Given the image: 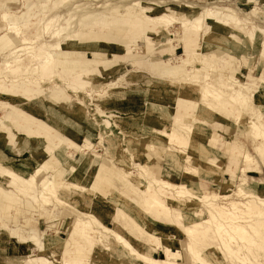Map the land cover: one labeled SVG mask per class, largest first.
Returning a JSON list of instances; mask_svg holds the SVG:
<instances>
[{"label":"rangeland","instance_id":"374dc122","mask_svg":"<svg viewBox=\"0 0 264 264\" xmlns=\"http://www.w3.org/2000/svg\"><path fill=\"white\" fill-rule=\"evenodd\" d=\"M111 1L0 0V126H4V115L12 116L13 124L14 115H18L14 110L16 107L30 116L32 120L28 125L34 129V132H29L10 128L9 131L16 133L18 140L0 142L3 152L0 163L18 168L16 180L10 181L6 174H0V187L4 189L2 193L0 191V264H62L74 250L79 261L89 264L96 252L103 251L95 240L85 241L82 238L84 235L71 236L75 226L86 224L99 232L100 225L91 221L75 205L83 207L82 198L76 197L73 201V192L70 194L65 188L68 183L61 177L75 179L70 173L73 163L68 156L80 159L87 151H92L99 157V162L106 160V170L102 172L108 171L110 184L116 187L109 186L107 189L118 198L115 206L118 219L107 216L106 208L91 210L100 215L102 223L111 229L116 228V223L123 225L128 237L138 238L145 251L159 259L167 258L162 250L167 245L174 251H182L197 263L186 245L180 243L185 241V244L193 243L195 246L194 240L182 227L183 224L192 225L180 219L182 210L172 209V221L151 213L146 218L137 216L146 228L158 229L159 234L152 244L149 238L139 234L141 228H136L122 216L126 201L121 193L133 195L125 190L121 178L130 180L138 175L143 178L145 186L158 189L160 185H154L151 179L154 174L171 182L200 188L209 195L216 194V202L226 206L231 201L248 200L236 190L243 180L252 189L264 194V155L261 153H264V140L251 134L248 122L264 123V0ZM105 3L115 8L117 4L142 6L143 14L117 11L118 14L109 16V13L100 11ZM84 6L90 10L97 9L90 18L91 22L87 20L86 24L78 19ZM230 11L234 13L225 14ZM108 20L117 25L114 30L119 33L120 40L128 42L126 50H112L108 48L109 43L93 47L94 43L90 40L94 37L81 35L87 31H110ZM147 23L154 27L145 30L143 24ZM69 26L75 34L63 42L65 62L69 63L64 65L67 70L62 67L57 69L50 52L60 50L58 40L64 30H70ZM186 40L196 44L186 50ZM113 42L119 44L118 40ZM195 51L202 63L199 71H195L194 65L188 66L178 60V56L191 57ZM55 55L64 60L62 54L57 52ZM107 60L111 61L108 65L104 64ZM154 62L167 64L161 71L164 77L152 72ZM111 66H119L114 74L102 71ZM187 73L192 75L187 82L220 91L223 95L224 98L219 101L209 97L215 104L211 116L206 113V102L197 94L190 99L180 96V85L185 84L179 81L180 75ZM10 83H28L41 89L30 96H22L3 89L4 85L10 87ZM238 92L249 97V101H238L239 105L250 107L246 114L248 120L244 115L236 120L238 110L229 99L237 97ZM52 93H56L58 99ZM220 113L222 116L216 119L215 115ZM193 114L196 115V123L203 124L202 128L211 138H198L200 161L225 164L227 171L217 181L193 170L187 172L186 161L184 163L179 148L153 131L181 123L193 125ZM104 119L110 124H104ZM110 131L113 137L108 136ZM53 135L65 138V154H59V148H54ZM110 137L115 145H112ZM151 144L157 146L155 151L150 149ZM167 146L172 151L167 152ZM245 150L253 157L250 167L240 160ZM24 158L30 159L31 165H22ZM87 160L88 157L83 161ZM62 165L68 166V171L58 175ZM140 165H147L149 172H144ZM187 165L190 166V163ZM241 166L244 171H241ZM39 168L45 171L50 183H44L40 178ZM101 170L100 164L94 165L88 172L84 169L78 175L76 185L92 187V180L102 173ZM169 194L175 196L172 190ZM195 200L201 205L199 214L208 218L209 206ZM131 211L136 213L137 209L133 207ZM128 219L134 223L131 218ZM257 225L261 232L260 241L264 244L262 219H257ZM47 238L53 242L55 253L51 249L38 250L47 244ZM40 240H43L42 245L38 244ZM212 242V247L219 245L217 239ZM114 243L118 249L114 264H134L123 245L117 239ZM230 245L237 249V243L230 241ZM207 246L211 247L206 244L197 248L205 250ZM217 252L218 259L206 253L208 263L239 264L227 252ZM244 253L242 257L246 259L247 256L249 264H264V252L258 245L251 250L246 249ZM115 254L109 251L107 259Z\"/></svg>","mask_w":264,"mask_h":264},{"label":"bare ground","instance_id":"6f19581e","mask_svg":"<svg viewBox=\"0 0 264 264\" xmlns=\"http://www.w3.org/2000/svg\"><path fill=\"white\" fill-rule=\"evenodd\" d=\"M101 8L102 9L100 11L101 12L105 11V12L109 13V16H111L114 13L118 14V12L119 13L123 12L124 14H133V13L139 14L143 11L142 6L125 5V4H122V5L117 4V7L115 8L114 5L105 3L104 5L102 4ZM203 9H204V7H203ZM96 10L97 9L90 10L89 8L84 6L81 10V16L78 19H80L82 22H84V24H86L87 20H90L88 22H91L90 18ZM230 13L232 14L234 12L230 11V12H226L225 14L230 15ZM142 14H143V12H142ZM194 19H196V18H194ZM106 22L109 25H111L110 26L111 29L108 32H101L100 33V32H94V31H87L84 34H81V33L80 34L83 36H86V38L87 37H94L92 40H90L91 43H94V45H95V46L92 45L93 47H100L101 44L107 45L109 43L110 46H108V48H111L112 50H119V51L120 50L121 51L126 50V48L128 47V42L125 40H120L119 33L118 32L116 33L114 30V28L117 26L115 24V22H111L109 20ZM73 23H75V22H73ZM69 25H71V24H69ZM72 26H69L70 30H67V31L64 30L62 32V38H60L58 40L59 46L61 47L60 50L59 51L54 50V51L50 52L52 58L55 60L54 67L57 69L58 68L60 69L62 67L63 70H67L66 68H64L65 67L64 65H67L69 62H65L66 59L64 58L65 52L63 51V42L66 38H71L73 35H75V34H73V30L71 28ZM143 26H144L145 30L154 27L150 23L143 24ZM75 31L76 30L74 29V32ZM181 36H182V34H181ZM99 39H101V40H99ZM102 39H104L105 42ZM114 40H118L119 44L114 43L113 42ZM102 42H104V43H102ZM121 43H123V44H121ZM195 44L196 43H194V42H192V43L188 42V40L184 41V47L186 50L193 48L192 45H195ZM57 52L63 55L64 60H60L59 57H56L55 53L57 54ZM96 55H99V53L98 54L96 53ZM178 60L182 61L186 65L188 64V66L194 65L195 71H199L200 68L202 67L201 61H199V59L196 56V51L194 52V54L191 57L190 56L184 57V56L180 55V56H178ZM110 62L111 61L107 60V61H104V64L108 65ZM167 62H168V60H167ZM166 65L167 64H161V63L154 62L151 65L152 72H154V73L156 72L159 76L164 77L161 75L162 74L161 71L163 69L162 67L166 66ZM118 68H119V66H113V67L111 66V67H109L108 70L103 69L102 71L114 74L118 70ZM53 70H54V68H53ZM84 70L85 69H81V71H84ZM97 73H98V71H97ZM191 77H192V75L189 73L180 75L179 81L182 83H185L183 85L182 84L180 85V96L187 98V99H190L197 94L201 99H203L206 102V104H207V106H205L206 113L211 116L212 113L214 112L215 104H213L209 100V97L213 98L214 100L219 101V100H222L224 98L223 95L220 93V91H217V90L215 91V90L208 88V87L194 86L191 82H187L191 79ZM10 84H12L10 87L4 85L3 89H5V91H9V92H12L15 94H20L22 96H30L34 92L41 89V87L38 85H30L28 83H19V84L10 83ZM52 95L58 99V96L56 93H52ZM237 97L231 96L229 99L233 102V104H235L234 106L238 110L236 120L239 121L243 115H244L245 120H248L246 114H248L247 109H249L250 107L239 105L238 101H240L241 99L244 101H249V97L248 96L246 97L243 95L241 96V93H239V92H238ZM4 100H6V99H4ZM14 110L17 111L18 115H14L16 119L13 122V124L11 123L12 116L7 117L4 115V117H3L4 118L3 119L4 126L3 127L0 126V142L1 141L4 142L7 140H10V142L18 140L17 138H19V137L16 135V133H14V132L11 133L9 131V129L13 128V127L18 128V129H25L29 132H34V129L32 128V126L28 125L32 120L30 118V116L25 115L24 111H22L19 108L15 107ZM23 114L25 116H23ZM90 114H89V116H90ZM220 116H222L221 113L218 115H215L216 119H218ZM54 119H55V117H54ZM191 120L195 123L193 125H190V126L185 124V123H181V124H178L177 126L174 125V126H170V127L156 128L153 131L159 137L163 138L164 140L166 139L165 141L172 142L173 144H175L179 148V151L181 153H183L182 156H183L184 163L186 161V164H184V165H185L187 172H190L193 170V172H198L201 175L211 177L212 180L217 181L220 179V176L223 175L227 171L225 168V164L219 165V164H217L215 162H211V161H200V159L198 157V153L200 151L198 138L199 139L208 138L209 140L211 138L206 133L205 129L202 128L203 124L199 125V124H201L200 122H199V124L196 123L198 121L196 120L195 114H193L191 116ZM104 122L106 124L109 123V121L107 119H104L103 123ZM116 122L119 126H121L117 119H116ZM248 122H249V125L251 127V134L253 133V136L256 139L264 140V128H263L264 123L263 122L259 123V122L254 121V120H248ZM42 123L43 122H40V124H42ZM8 133H9V135H8ZM110 133H111V131H110ZM108 136L113 137L114 134L111 133V134H108ZM74 137H77V136H74ZM52 140L54 142L53 143L54 148H59V154H61V153L65 154V151H64V148L66 146L65 138L61 137L60 135H57V136L53 135ZM113 141L114 140L111 138L112 145H115V143ZM170 145H171V143H170ZM111 149L113 152L114 147ZM150 149L155 151L157 149V146L151 144ZM126 150H127V148H126ZM128 150H129V148H128ZM170 151H172V148L167 146V152H170ZM134 152H136V150ZM261 153L264 155V153L262 151H261ZM112 155H115V154L113 153ZM73 156H74V154H73ZM2 157H3V152L0 149V162H1ZM86 157H88V160L84 162L83 160ZM135 157H136V155H135ZM68 158L71 161L70 163H73L72 168L70 169V173H71V176H73L75 179L71 180L70 178L61 177V178H64L65 181L68 183V185H65V188L70 191V194L73 192V198H72L73 201L76 197L82 198L83 207L80 204H75V205L80 210H83L85 212L84 214H86L88 217H90L91 221H94L100 225L99 226V228H100L99 232H95V229H91L86 224H84L83 226H75V228L72 230L73 233L71 236H75V237L81 236L82 237V235H84L82 238H84L85 241L95 240L96 244H98V248H99V246H101V249L103 251L99 250L98 252H96L94 254V257H92L89 264H108L111 261H112V264H114V262L116 261V256H118L117 255L118 249L116 247V244L114 243V240H116V239L123 245L126 252H128V254L127 253L126 254L129 255V259L130 258L133 259L134 264H210L206 260V253L209 252V253H211V255L213 257L218 259L219 254H217L218 253L217 251H219V250L227 252L229 254V256H231L239 264H249L248 262L250 261V259L247 256H246V259L244 257H242V255L245 254L244 251L246 249L251 250L255 245H258L260 250L262 252H264V244L261 243V241H260L261 232H260V229L258 228V225H257V219H262V221L264 222V194H261V193H259V191L252 189L244 180L242 181V183H240L238 185V189H236V190H238L239 195H242L244 198H247L248 200H246L245 202H243V201H231L230 204L228 206H226V205H221L218 202H216V199L218 198V195H216V194L209 195V194L202 192V190H200V188L190 186L186 183L171 182L167 179H164V178L159 177V176L154 175V174H152L151 179H152V182L154 185H156V186L160 185V187L158 189H153V187L151 185L149 187L145 186L143 184V178L142 179L139 178L138 175L130 178V180H127L125 178H121L124 180L123 185L125 186L124 187L125 190L128 191L130 194H132L135 197L134 198L133 196L124 195L121 193L123 199L127 202V203L125 202L123 204L124 209L122 210V212H123L122 216H125L127 221L132 223V225H134L136 228H138V227L141 228L139 234L146 237V238H149V241L152 242V244H154L153 240H155L159 234L158 229L156 228V229L151 230V229L146 228V226L143 225L138 220L137 216H140L142 218V215H143L144 218H146V217H149V214L151 213L156 217H160L162 215L163 217H166L167 219H170L172 221L173 220V218L171 217L172 209H174V211L175 210H182L183 213H182V215L179 216L180 219L183 220L186 224L192 225V226H187V225L183 224L182 227H183L184 232L187 234V236H189L192 240H194V242L196 243L195 246L193 243L192 244L191 243L185 244V241H182V242L180 241V243L182 244V246L186 245V248L193 255V258L197 261V263L192 262V260L189 259L188 256H186V254H184L182 251H179V250L174 251L173 249L170 248V246H167V245L163 246V249H162L167 258L159 259V258L153 257L151 254L147 253L145 251L144 245L141 244V242L139 241L138 238L133 237V236L128 237V235L125 233L126 228L123 225H120V224L116 223V221H115V223H116L115 227L116 228L111 229L106 224L102 223V219H101L100 215H98L95 212V211H97V209H105L106 208V215L107 216H111V218H117L118 219V217H117L118 211L115 210V206H117V199L118 198L113 197V192L107 189L109 186H111L115 189H116V187L112 186L110 184L108 171L102 172V171L106 170V167H105V165L107 164L106 160H104V162L102 161V163L99 162V157H97L95 154H93L92 151H87V153L83 154L80 157V159L71 158L70 156H68ZM105 159H107V158H105ZM135 159H134V163H135ZM112 160H115V159H112ZM240 160L245 162V164L247 163V167H250L249 165L252 164V162H254L253 157L250 155V153L247 150H245V153L243 154V156L241 157ZM30 162H31L30 159L24 158L22 165H31ZM249 162H250V164H249ZM116 163L119 164L118 161ZM188 163H190V166L187 165ZM99 164L101 165V168L103 170H101L102 173L97 174L94 177V179L92 180V187L87 188L84 185H83V187L76 185V183L79 182V181L77 182L76 179H78L77 178L78 175L80 173H82V171L84 169H86V171L88 172V170L90 168H92L94 165H99ZM67 167L68 166H66V165L60 166L59 167L60 169L58 170V175L67 172L68 171ZM140 167L144 172H146V173L149 172L147 165H140ZM240 168H241V171H244V168H242V166ZM17 171H18V168L0 163V174H3V175L6 174L7 175L6 178L10 181L17 179L16 178L17 173H18ZM38 172H39L40 178L43 180L44 183L45 182L50 183V182H48L46 175H45V171L42 168H39ZM88 177H89V175H87L86 179H88ZM221 178H222V176H221ZM85 181L86 180H84V182ZM73 188H74V190L75 189L76 190L72 191L71 189H73ZM134 189H135V191H134ZM3 190L4 189L2 187H0L1 193ZM168 190L169 191L172 190V192L175 194V196L170 195ZM188 196L191 198L189 199ZM163 197L166 198V201ZM62 198H64V197H62ZM136 198H138L140 200H138ZM195 199H198L199 201H202V202H204V204L209 206L210 209L207 211L208 218L207 217L204 218L205 216L203 217L201 214H199V210H200L201 205H199V203ZM133 207H135L137 209V212H136L137 214L133 213V211H131V210H133ZM91 208L94 209L95 211L91 210ZM126 208H128V210H126ZM129 209H131V210H129ZM107 210H108V212H107ZM128 217L131 218V220H133L134 223L131 222L128 219ZM88 221H90V220L88 219ZM8 233L11 235V232H8ZM112 237L114 240L112 239ZM146 238H145V240H146ZM216 239H217V241H219V245L212 247V245H213L212 241H214ZM64 240H63V242H64ZM185 240H186V238H185ZM46 241H47V244L43 248H40L38 250H40L42 252V251H46L47 249H51V251L55 253L54 247H52L53 242L49 238H47ZM230 241L237 243V249H234L231 247ZM42 242H43V240H40L38 242V244L42 245ZM63 242H61V243H63ZM206 244H209L211 247L207 246L208 248L205 250H201L200 248H197L198 246L205 247ZM160 247H162V246H160ZM65 248H66V246L64 247V249ZM62 249H63V247H62ZM109 251L114 252L116 254L113 256L111 255L110 258L107 259V255H109ZM15 254H13V255H15ZM53 256H54V254H53ZM79 260L80 259L77 257L76 251L74 250L71 252L70 258L65 257V262L62 264H85V262H86V261L83 262V261H79Z\"/></svg>","mask_w":264,"mask_h":264},{"label":"crops","instance_id":"0c3cea01","mask_svg":"<svg viewBox=\"0 0 264 264\" xmlns=\"http://www.w3.org/2000/svg\"><path fill=\"white\" fill-rule=\"evenodd\" d=\"M22 154H23V153H22ZM22 154H21V155H22Z\"/></svg>","mask_w":264,"mask_h":264}]
</instances>
